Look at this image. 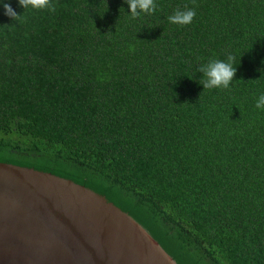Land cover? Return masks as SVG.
<instances>
[{
	"label": "trees",
	"instance_id": "16d2710c",
	"mask_svg": "<svg viewBox=\"0 0 264 264\" xmlns=\"http://www.w3.org/2000/svg\"><path fill=\"white\" fill-rule=\"evenodd\" d=\"M0 0V153L45 157L137 198L199 264H264V0ZM194 8L184 26L167 17ZM11 25V26H10ZM236 57L228 89L209 59ZM186 102V103H185Z\"/></svg>",
	"mask_w": 264,
	"mask_h": 264
},
{
	"label": "water",
	"instance_id": "95a60500",
	"mask_svg": "<svg viewBox=\"0 0 264 264\" xmlns=\"http://www.w3.org/2000/svg\"><path fill=\"white\" fill-rule=\"evenodd\" d=\"M0 264H199L137 198L45 157L0 153Z\"/></svg>",
	"mask_w": 264,
	"mask_h": 264
},
{
	"label": "clouds",
	"instance_id": "9594fccd",
	"mask_svg": "<svg viewBox=\"0 0 264 264\" xmlns=\"http://www.w3.org/2000/svg\"><path fill=\"white\" fill-rule=\"evenodd\" d=\"M125 2L128 5V13L133 19L140 17L141 14L151 15L157 8L155 0H125ZM18 4L23 8V12L19 14L9 3L3 4L4 14L17 23L24 20V14L29 9L47 10L49 13L56 11L52 0H18ZM195 16V9L185 6L183 9L174 10L167 17V20L170 24L184 26L192 23ZM235 60L234 55L228 54L225 60L209 59L206 63L200 64L197 69L202 74L199 84L202 85L203 89H228L236 74L237 64H235ZM254 106L258 110H264V93L257 97Z\"/></svg>",
	"mask_w": 264,
	"mask_h": 264
}]
</instances>
